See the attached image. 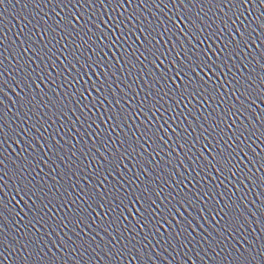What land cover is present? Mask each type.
<instances>
[{"label":"snow or ice","instance_id":"obj_1","mask_svg":"<svg viewBox=\"0 0 264 264\" xmlns=\"http://www.w3.org/2000/svg\"><path fill=\"white\" fill-rule=\"evenodd\" d=\"M261 145L264 0H0V264H264Z\"/></svg>","mask_w":264,"mask_h":264},{"label":"water","instance_id":"obj_2","mask_svg":"<svg viewBox=\"0 0 264 264\" xmlns=\"http://www.w3.org/2000/svg\"><path fill=\"white\" fill-rule=\"evenodd\" d=\"M169 59H171V58L169 57ZM189 107H191V105H189ZM184 115H187V112H185ZM261 147H264V145H261ZM198 148H199V146H198ZM149 151H150V150H149ZM250 198H251V197H250Z\"/></svg>","mask_w":264,"mask_h":264}]
</instances>
